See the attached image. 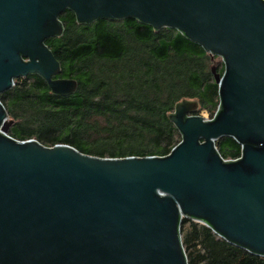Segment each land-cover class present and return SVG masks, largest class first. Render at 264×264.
Listing matches in <instances>:
<instances>
[{"label": "water", "instance_id": "1", "mask_svg": "<svg viewBox=\"0 0 264 264\" xmlns=\"http://www.w3.org/2000/svg\"><path fill=\"white\" fill-rule=\"evenodd\" d=\"M66 8L79 24L179 30L221 58L218 105L204 118L197 99L178 101L168 118L181 139L165 156L114 157L16 139L0 101V264H187L183 217L264 257V0H0V94L28 74L76 91L45 44ZM223 136L237 158L219 154Z\"/></svg>", "mask_w": 264, "mask_h": 264}, {"label": "trees", "instance_id": "2", "mask_svg": "<svg viewBox=\"0 0 264 264\" xmlns=\"http://www.w3.org/2000/svg\"><path fill=\"white\" fill-rule=\"evenodd\" d=\"M59 19L62 35L45 44L60 62L57 76L76 79L77 89L58 96L37 74L16 79L0 94L13 117L12 137L66 143L98 156H165L180 141L168 118L178 101L197 99L204 112L216 110L213 55L179 30H155L135 18L79 24L68 8ZM216 147L225 159L240 155L230 136L219 138ZM186 224L181 237L187 264H264L263 256L230 244L200 222L183 217L181 233Z\"/></svg>", "mask_w": 264, "mask_h": 264}, {"label": "rangeland", "instance_id": "3", "mask_svg": "<svg viewBox=\"0 0 264 264\" xmlns=\"http://www.w3.org/2000/svg\"><path fill=\"white\" fill-rule=\"evenodd\" d=\"M211 66L213 68H215V70L217 71L218 68L222 67L221 65V58L219 56H213L211 57ZM21 78V77H20ZM192 100V99H190ZM214 111V110H213ZM213 111L211 110H206V112H204V110L202 109L201 105L199 104V107H198V110L196 111V114H199L201 116H203L204 118H210L212 115H213ZM172 112V111H171ZM11 119L13 117H10ZM11 127V126H10ZM176 138L177 140L179 141L180 140V135H176ZM188 228V225L186 224L184 227H183V231L181 233V235H184L185 231L187 230ZM188 247H187V251H188Z\"/></svg>", "mask_w": 264, "mask_h": 264}, {"label": "built area", "instance_id": "4", "mask_svg": "<svg viewBox=\"0 0 264 264\" xmlns=\"http://www.w3.org/2000/svg\"><path fill=\"white\" fill-rule=\"evenodd\" d=\"M212 117V116H211Z\"/></svg>", "mask_w": 264, "mask_h": 264}]
</instances>
